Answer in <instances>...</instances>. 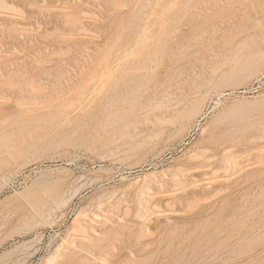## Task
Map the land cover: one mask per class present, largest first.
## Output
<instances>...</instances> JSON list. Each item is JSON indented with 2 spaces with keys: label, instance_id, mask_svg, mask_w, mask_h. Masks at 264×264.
I'll use <instances>...</instances> for the list:
<instances>
[{
  "label": "rangeland",
  "instance_id": "1",
  "mask_svg": "<svg viewBox=\"0 0 264 264\" xmlns=\"http://www.w3.org/2000/svg\"><path fill=\"white\" fill-rule=\"evenodd\" d=\"M0 264H264V0H0Z\"/></svg>",
  "mask_w": 264,
  "mask_h": 264
},
{
  "label": "bare ground",
  "instance_id": "2",
  "mask_svg": "<svg viewBox=\"0 0 264 264\" xmlns=\"http://www.w3.org/2000/svg\"><path fill=\"white\" fill-rule=\"evenodd\" d=\"M140 66H141V64H140ZM165 80H167V79H165ZM162 81H164V80H162ZM164 83H165V81H164ZM163 84V83H162ZM82 228V227H81ZM83 230V229H82ZM97 234V233H96Z\"/></svg>",
  "mask_w": 264,
  "mask_h": 264
}]
</instances>
